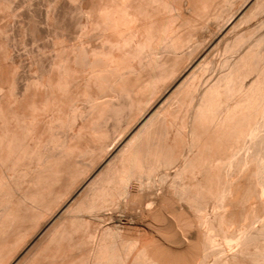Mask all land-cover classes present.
Listing matches in <instances>:
<instances>
[{"label": "bare ground", "instance_id": "bare-ground-1", "mask_svg": "<svg viewBox=\"0 0 264 264\" xmlns=\"http://www.w3.org/2000/svg\"><path fill=\"white\" fill-rule=\"evenodd\" d=\"M237 2L85 0L24 89L0 26V264H264V33H236L264 0Z\"/></svg>", "mask_w": 264, "mask_h": 264}, {"label": "rangeland", "instance_id": "rangeland-1", "mask_svg": "<svg viewBox=\"0 0 264 264\" xmlns=\"http://www.w3.org/2000/svg\"><path fill=\"white\" fill-rule=\"evenodd\" d=\"M2 1L3 0H0V2ZM6 1H9L7 2L9 12L7 10V12H4L5 14H0V26L2 25L6 27L5 35L7 36V38L5 39L8 40L6 41L12 56L10 57L12 62L14 61V64H17V67H19V84L20 87L24 89L25 85L27 84V78L29 77L28 75L36 72L37 68L33 63L34 59L46 61V59L49 58L50 61L51 55L53 56L54 52L56 51L54 47V44L56 43V36H75L73 29H75V26L77 22L80 21V19L78 18L73 9L76 10V7L81 6V4L83 5V2L85 0H79L76 3L73 2V4L72 2H70V0ZM235 1L236 0H233V2ZM237 1L239 2H237L236 5L239 6L240 1L244 0ZM237 6L234 10L238 8ZM50 15L53 17V19ZM224 22L221 21L220 24H223ZM83 23L84 19H82V24ZM249 26L258 27L256 36L259 34H263L264 11L258 17L249 18L239 24L236 29V33H245ZM216 29L217 26H215V23H211L210 30L215 31ZM90 37L92 40H94V42H96L99 40L98 38L100 37V33L94 32L90 35ZM85 41H87L86 38ZM193 42L195 43L196 40H194ZM247 46L248 43L244 44L236 53L229 56L224 55L223 53L216 52L218 56L215 54L216 57L214 56V65L210 72L213 74H218L220 72H230L234 63L238 62L239 58L248 48ZM261 53L264 54V42L261 45ZM227 57L229 59L228 63L225 62V59ZM45 65L47 66V64ZM81 120L82 119L78 120V124L81 123ZM65 130L66 129H61V132L65 133ZM28 179L29 184L36 183V177L30 176ZM159 186L161 185L159 184ZM24 193V191L18 190V192L14 194L12 198H17L20 195H23ZM11 202L12 201L9 198L0 207L1 220L5 216L3 208L5 206H10ZM47 216L48 215H45V217Z\"/></svg>", "mask_w": 264, "mask_h": 264}]
</instances>
